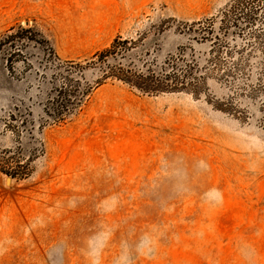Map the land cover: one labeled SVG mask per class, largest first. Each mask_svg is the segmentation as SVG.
I'll return each instance as SVG.
<instances>
[{
	"label": "rangeland",
	"instance_id": "obj_1",
	"mask_svg": "<svg viewBox=\"0 0 264 264\" xmlns=\"http://www.w3.org/2000/svg\"><path fill=\"white\" fill-rule=\"evenodd\" d=\"M229 1L0 0V153L20 137L14 106L39 112L57 58L93 85L37 134L32 175L0 172V264H264V68L187 30ZM118 35L137 66L197 60V92L95 84L91 56Z\"/></svg>",
	"mask_w": 264,
	"mask_h": 264
},
{
	"label": "trees",
	"instance_id": "obj_2",
	"mask_svg": "<svg viewBox=\"0 0 264 264\" xmlns=\"http://www.w3.org/2000/svg\"><path fill=\"white\" fill-rule=\"evenodd\" d=\"M256 23L263 25L261 30L251 31L249 39L238 45V38L244 27H251ZM187 28L197 40L228 44L231 56H235L237 52H234V48L238 46V56L235 57L237 68H264V62L251 64L254 58H264V0H230L218 11L216 17L190 24ZM20 30L31 35L37 33L32 27H20ZM27 39L37 42L33 36ZM213 42L210 44L212 50L215 45ZM134 46V41L118 35L108 46L97 50L91 56V63L98 70L95 84L112 77L143 94L186 90L197 92L201 84L194 76L196 68H199L197 60H191V64L186 65L183 54L179 57L168 55L158 62L157 59L150 62L144 59L137 66L131 56ZM126 59L129 60L128 63ZM53 68L50 79L55 80H49L52 85L46 93L44 103H38L39 112L34 114L31 104L14 106L15 111L11 112V116L17 117L19 121L20 137L15 150L0 153V172L12 178L24 179L32 175L35 171L33 160L43 151L37 134L46 124H57L75 115L93 89L92 83L84 79V65L57 58L53 61Z\"/></svg>",
	"mask_w": 264,
	"mask_h": 264
}]
</instances>
